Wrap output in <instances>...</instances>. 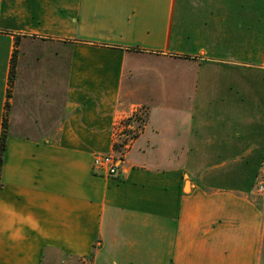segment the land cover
Here are the masks:
<instances>
[{"label":"crops","instance_id":"crops-1","mask_svg":"<svg viewBox=\"0 0 264 264\" xmlns=\"http://www.w3.org/2000/svg\"><path fill=\"white\" fill-rule=\"evenodd\" d=\"M7 101L0 264H264V0H0Z\"/></svg>","mask_w":264,"mask_h":264},{"label":"built area","instance_id":"built-area-1","mask_svg":"<svg viewBox=\"0 0 264 264\" xmlns=\"http://www.w3.org/2000/svg\"><path fill=\"white\" fill-rule=\"evenodd\" d=\"M139 112L137 116L139 115L142 119V112L140 110H135ZM133 112V113H137ZM134 114L132 115V117ZM136 117V115L134 116ZM128 129L133 130V126L130 123L124 122V120L121 121L120 123V128L117 131L118 136L115 140V142H119V137L124 135L126 138L131 136L132 138L135 136V132L128 133ZM127 140V139H126ZM123 143V142H122ZM128 144L125 143L123 144V148L127 147ZM125 150L122 149V152L120 151H112L108 153H96L93 157V168L95 171L102 173L106 176L109 177H117L120 173V166L121 163L123 162L124 155H125ZM255 190L258 194L264 195V162L261 165V168L258 172L256 182H255Z\"/></svg>","mask_w":264,"mask_h":264},{"label":"rangeland","instance_id":"rangeland-1","mask_svg":"<svg viewBox=\"0 0 264 264\" xmlns=\"http://www.w3.org/2000/svg\"><path fill=\"white\" fill-rule=\"evenodd\" d=\"M137 110H140L142 112V119H141V117L139 115L137 116V114L139 113L137 111H133V112H137V113H132V114H130L129 116H127L124 119V122L130 123L133 126V128H134L133 130L128 129L127 130L128 133H131V132L134 133L135 132V136L133 138L131 136H129L128 138H126L124 135H122V136L119 137L120 143L123 142L122 144H124V145H125V143L128 144V146L127 147H124V148H123V145H122L121 150H119L120 152H122V149L125 150V152H124L125 155L127 154V152L129 151V149L131 148V145L134 142V140L143 131V129H144L146 123H147V115H148L147 108L144 107V106H139V107H137ZM133 114H134V116L136 115V117H134V116L132 117ZM129 131H131V132H129ZM125 155H124V158H125ZM256 178H255V181H254L253 190H252V193L251 194H253V196H255V197H259V198H261V199L264 200V195L258 194L256 192V190H255Z\"/></svg>","mask_w":264,"mask_h":264},{"label":"trees","instance_id":"trees-1","mask_svg":"<svg viewBox=\"0 0 264 264\" xmlns=\"http://www.w3.org/2000/svg\"><path fill=\"white\" fill-rule=\"evenodd\" d=\"M17 44H18V38L15 41V49L13 50L12 56H11V67H10V73H9V89H8V95L10 96V90L11 87L14 84L15 80V75H16V60H17V54H18V49H17ZM8 113H9V103L8 101L5 104V114L3 118V130L1 133L0 137V175H1V168H2V163H3V156L5 153L6 149V140H7V129H8ZM122 143L119 142H114V150L119 151L122 148ZM1 186V183H0Z\"/></svg>","mask_w":264,"mask_h":264}]
</instances>
